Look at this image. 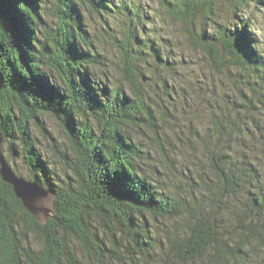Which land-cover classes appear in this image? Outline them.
<instances>
[{"label": "trees", "instance_id": "1", "mask_svg": "<svg viewBox=\"0 0 264 264\" xmlns=\"http://www.w3.org/2000/svg\"><path fill=\"white\" fill-rule=\"evenodd\" d=\"M42 1L0 0V130L3 143L21 148L27 181L53 194L52 217L39 221L0 176V264H264V56L241 16L249 2L226 0L230 17L219 23L216 0H155L215 73L211 84L190 82L194 103L171 85L184 79L172 73L187 63L149 38L141 2L88 0L118 54L115 78L81 2H62L47 28ZM146 69L169 100L182 95L193 122L207 119L202 130L189 127L195 175L174 190L142 166L141 139L160 145L171 126L149 95ZM43 115L60 126L65 149L53 143ZM31 126L51 156L60 155V172Z\"/></svg>", "mask_w": 264, "mask_h": 264}, {"label": "rangeland", "instance_id": "2", "mask_svg": "<svg viewBox=\"0 0 264 264\" xmlns=\"http://www.w3.org/2000/svg\"><path fill=\"white\" fill-rule=\"evenodd\" d=\"M65 1L66 0L42 1L40 16L45 27H53L58 21L60 12L59 7H62L61 3ZM74 1L81 2V14L89 26L88 31L91 34L92 41L94 45L97 46V50H100L103 55L102 60L107 65L105 67L107 73H111L115 77V67L116 65L118 66V54L104 38L105 34L99 24L100 18L98 14L91 8L88 0ZM128 1H139L144 5V11L150 16V23L146 24L143 29L149 38L158 43L159 46H164L167 53L169 52L168 57L170 56L175 60H184L187 63L186 66L181 67L176 72L172 73L174 76H179V74H181V77H184L183 80H180L179 77H176L173 81L170 80L172 82L171 85H173L176 92L179 91L180 87H183L186 93L188 92L189 96L192 97L193 93L189 90L188 86L190 82L196 81L200 83L198 80H201L200 84L203 86L207 84V79H213L212 81H209L210 84L216 81L215 73L211 71L205 55L201 51L190 48L184 43L186 37L184 38L180 25L170 19L165 14L164 10L158 6L155 0ZM247 1L249 3L241 12V16L243 18H248L254 38L258 41L257 46L264 56V0ZM216 6L217 12H215V17H213V19L215 22L222 23L228 18V16L230 17V7L226 0H216ZM198 19L202 18L199 17ZM197 23L201 25L202 20H198ZM211 27L212 25H207L208 29H211ZM151 31H153V33ZM158 41H161L162 44ZM145 74L147 77H150V80L153 78L147 84V88L153 93L149 92V95L153 96V99L157 97L156 99L157 102H159L158 105L161 112H168L170 115L168 119L171 126H167V131L165 132V136L161 138L160 145L147 138L141 139L140 148L142 150V166L146 174L158 182V186H164L165 189L171 188V190H174L178 186H183L187 177L195 175L192 171L191 165L188 164L189 161L187 160L188 157L193 155L191 152L194 151V145L196 146L194 142L195 140L192 138V130L189 127L190 125L192 127L194 124L195 126L196 124H199V127L202 130L203 127L201 126L207 124V119L204 116H198L193 122L190 113H184L182 95L177 93L169 100L162 92H160L161 79L148 69L145 70ZM113 81L115 80L113 79ZM124 88L126 89V85ZM208 94L204 93V96H207ZM251 96H253V94ZM254 97V99L257 100L256 94H254ZM191 100H193L194 103L197 102L193 97ZM182 113L184 114V117ZM175 116L177 117L176 119ZM41 121L47 129L48 134L53 138V143L59 149H65L67 146L66 137L56 120L50 116L43 115L41 116ZM31 134L33 138L39 142L38 149L41 154L51 158V149L47 140H45L39 132L33 128V126H31ZM160 147L163 148V152L160 151ZM0 149L17 176L29 180L28 177L31 176V171L25 163L21 148L18 146L17 151H14L13 145H10L9 142H2ZM193 160L195 161V159ZM49 161L56 166V172H60V169L62 170L64 168L59 154L54 157L53 160ZM64 177L65 176L63 175V178ZM172 186H175V188ZM52 201L53 194L51 193L46 197L35 201L34 205L38 207V211L35 215L39 221H44L52 215Z\"/></svg>", "mask_w": 264, "mask_h": 264}, {"label": "water", "instance_id": "3", "mask_svg": "<svg viewBox=\"0 0 264 264\" xmlns=\"http://www.w3.org/2000/svg\"><path fill=\"white\" fill-rule=\"evenodd\" d=\"M4 85L3 77L0 73V91ZM2 136L0 130V145L2 144ZM0 176L3 182L12 186L13 192L23 206L32 214L38 211V207L34 205L35 201L46 197L50 194L49 191L42 189L36 182L27 181L21 177L16 176L7 166L4 157L0 151ZM49 217H52L49 216Z\"/></svg>", "mask_w": 264, "mask_h": 264}]
</instances>
